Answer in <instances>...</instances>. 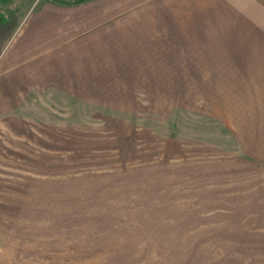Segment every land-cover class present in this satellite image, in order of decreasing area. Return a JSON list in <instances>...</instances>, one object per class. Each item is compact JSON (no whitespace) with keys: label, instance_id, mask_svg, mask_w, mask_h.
Returning <instances> with one entry per match:
<instances>
[{"label":"rangeland","instance_id":"obj_1","mask_svg":"<svg viewBox=\"0 0 264 264\" xmlns=\"http://www.w3.org/2000/svg\"><path fill=\"white\" fill-rule=\"evenodd\" d=\"M86 2L47 68L86 82L0 68V264H264V0L182 2L172 42Z\"/></svg>","mask_w":264,"mask_h":264},{"label":"crops","instance_id":"obj_2","mask_svg":"<svg viewBox=\"0 0 264 264\" xmlns=\"http://www.w3.org/2000/svg\"><path fill=\"white\" fill-rule=\"evenodd\" d=\"M75 0H16L15 11L0 21V41L9 33L11 44L9 51H4L0 56V68H7L16 65V76L20 79H25L26 83H46L53 81L57 83L62 79L70 81L68 83H84V73L93 74L94 72H84V69H79L73 72L64 70H48L55 68L63 62L61 59L73 58L74 63H78L81 67L83 64L81 59L88 58L85 53H82L81 43L75 41L73 37L78 35L76 32L77 19L70 15H66V10H73L88 4L86 1L74 2ZM189 0H139L137 11L141 15L140 24L149 26H163L168 32L160 41L172 42L173 30L178 32L180 25L176 10L180 9V5L184 7L182 2ZM207 6L210 7V0H206ZM1 2H5L2 0ZM73 2V3H68ZM182 3V4H181ZM129 12V11H128ZM175 12V13H174ZM176 15L175 17L173 16ZM129 13L122 18L124 21H130ZM115 17L114 13L103 20L106 22L108 18ZM121 20V19H120ZM186 23V22H185ZM170 27V29H168ZM174 27V29H173ZM4 33V34H3ZM177 41V39H174ZM152 41H155L154 38ZM2 46H0V49ZM42 69H41V68ZM47 75L50 77L48 78ZM52 80H49V79ZM59 87V86H58ZM39 88H41L39 86ZM67 88V86L65 87ZM72 88H77L74 85ZM71 88V89H72Z\"/></svg>","mask_w":264,"mask_h":264},{"label":"water","instance_id":"obj_3","mask_svg":"<svg viewBox=\"0 0 264 264\" xmlns=\"http://www.w3.org/2000/svg\"><path fill=\"white\" fill-rule=\"evenodd\" d=\"M81 1H84V0H75V2H81Z\"/></svg>","mask_w":264,"mask_h":264},{"label":"trees","instance_id":"obj_4","mask_svg":"<svg viewBox=\"0 0 264 264\" xmlns=\"http://www.w3.org/2000/svg\"><path fill=\"white\" fill-rule=\"evenodd\" d=\"M59 1H64V0H59ZM0 21H2V20H0Z\"/></svg>","mask_w":264,"mask_h":264}]
</instances>
